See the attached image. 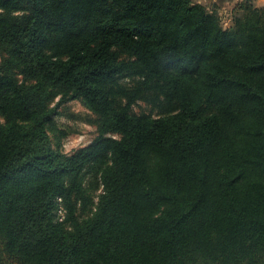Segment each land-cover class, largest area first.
Returning <instances> with one entry per match:
<instances>
[{
    "label": "trees",
    "instance_id": "16d2710c",
    "mask_svg": "<svg viewBox=\"0 0 264 264\" xmlns=\"http://www.w3.org/2000/svg\"><path fill=\"white\" fill-rule=\"evenodd\" d=\"M234 8L0 0V264H264V7ZM150 83L174 111H131ZM73 100L98 135L64 154L47 125Z\"/></svg>",
    "mask_w": 264,
    "mask_h": 264
},
{
    "label": "rangeland",
    "instance_id": "374dc122",
    "mask_svg": "<svg viewBox=\"0 0 264 264\" xmlns=\"http://www.w3.org/2000/svg\"><path fill=\"white\" fill-rule=\"evenodd\" d=\"M203 3L209 8L213 5L217 8L218 14L221 18L222 25L229 27L232 23L234 11L233 6L236 4V0H196ZM24 4L16 11L14 15L19 16L24 12ZM8 54L4 46H0V65L7 59ZM119 59L133 60L126 54H118ZM15 77L20 79V75H17L15 71ZM141 70L139 66H133L130 70L123 73L121 77L117 79V83L124 88L133 89L138 86L143 80ZM58 98H55L47 106L50 108L54 106ZM131 111L141 115L160 116L170 113L176 109L175 102L166 101L155 88L154 84H148L146 89L136 96L130 107ZM98 117L91 112L82 102L73 100L64 103L51 117V121L47 125V132L50 140L51 147L54 150H58L64 154H71L72 152L85 147L98 135L97 131ZM109 135V134H107ZM92 172H88L82 178L81 185L89 194V203L86 202L84 206L80 202L76 204V214L83 215L94 211L95 204L98 200V195L101 192V187H91L89 176ZM61 220L65 216V207L61 204V207L57 211Z\"/></svg>",
    "mask_w": 264,
    "mask_h": 264
},
{
    "label": "crops",
    "instance_id": "0c3cea01",
    "mask_svg": "<svg viewBox=\"0 0 264 264\" xmlns=\"http://www.w3.org/2000/svg\"><path fill=\"white\" fill-rule=\"evenodd\" d=\"M230 1H232V0H230ZM239 2H241V0H236V4L235 5H237ZM252 4L254 6H256V7H264V0H252ZM235 5L233 6V8L235 7ZM232 14L235 15V16H240L242 14V12L239 11L238 9H235L234 11H232Z\"/></svg>",
    "mask_w": 264,
    "mask_h": 264
}]
</instances>
